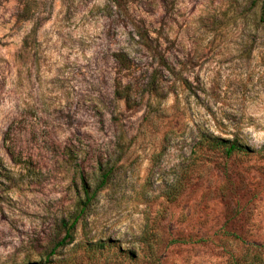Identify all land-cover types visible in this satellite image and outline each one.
Listing matches in <instances>:
<instances>
[{
	"label": "rangeland",
	"instance_id": "obj_1",
	"mask_svg": "<svg viewBox=\"0 0 264 264\" xmlns=\"http://www.w3.org/2000/svg\"><path fill=\"white\" fill-rule=\"evenodd\" d=\"M119 1L0 0V264L49 253L101 163L115 176L50 264H229L264 244V0ZM201 133L253 151L198 159Z\"/></svg>",
	"mask_w": 264,
	"mask_h": 264
},
{
	"label": "trees",
	"instance_id": "obj_2",
	"mask_svg": "<svg viewBox=\"0 0 264 264\" xmlns=\"http://www.w3.org/2000/svg\"><path fill=\"white\" fill-rule=\"evenodd\" d=\"M112 1L115 2L116 4H120L119 0H112ZM262 22L264 24V9L262 11ZM145 44L149 46L148 40H146ZM114 56L117 62L122 67L124 68L130 67L131 58L127 53L116 52ZM161 62L163 64V61ZM154 84H155V80L153 81L152 88H154L155 86ZM132 90L133 88L131 84L124 83L123 81L118 80L114 87V97L117 100H124L128 106H131L133 105ZM202 147L207 148V150H220V152L223 153L226 157H232L234 154L248 153L253 151L248 145L241 143L238 139H226L208 133H201L198 145L194 148L193 154L198 159L204 156L199 151V148ZM10 150L15 151L13 150V148L12 149L10 148ZM260 151L264 152V145L261 147ZM159 157H161V155H159ZM20 162L33 164L32 161L30 160H25ZM100 166H101V171H100L101 174L97 178L95 184H92L88 179H86L84 175L82 176L83 193L77 199L74 211L68 217L63 218L61 220L57 241L54 243L53 247L51 248V251L47 253L41 260L30 261L26 264H50L53 260V256L55 254H59L58 253L59 248L66 246L75 240V234L77 232L78 225L79 224L83 225L85 222H87V218L91 212L92 207L94 206L97 200L98 194L108 186V184L112 181L113 177L115 176L116 173L115 166H110V165L104 166L103 163H101ZM180 188L181 186H177L174 190L169 191L168 196L170 198L176 197L180 193L179 190ZM144 240L147 246L153 252V254H155V249H156L155 240L152 237L151 231H147ZM109 247H116V245L109 240H105V241L86 240L83 246V248L87 252H90L92 256L101 254L102 252L106 251V249ZM128 253H130V255L132 256L131 258L134 259V254L131 251H128ZM249 253L251 254L249 255ZM240 259L238 260V258H235L229 264H252L249 262L250 259L256 261L257 264H264V244H261L259 247H257L256 250L254 249L249 250L244 255H242Z\"/></svg>",
	"mask_w": 264,
	"mask_h": 264
}]
</instances>
